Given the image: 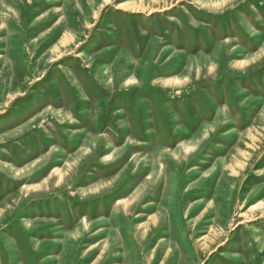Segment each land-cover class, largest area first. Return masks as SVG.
Wrapping results in <instances>:
<instances>
[{
	"label": "rangeland",
	"instance_id": "rangeland-1",
	"mask_svg": "<svg viewBox=\"0 0 264 264\" xmlns=\"http://www.w3.org/2000/svg\"><path fill=\"white\" fill-rule=\"evenodd\" d=\"M0 264H264V0H0Z\"/></svg>",
	"mask_w": 264,
	"mask_h": 264
},
{
	"label": "bare ground",
	"instance_id": "bare-ground-1",
	"mask_svg": "<svg viewBox=\"0 0 264 264\" xmlns=\"http://www.w3.org/2000/svg\"><path fill=\"white\" fill-rule=\"evenodd\" d=\"M129 205H131L130 202H123L121 199H119L117 201V205H116V209H122L124 210V208L128 207Z\"/></svg>",
	"mask_w": 264,
	"mask_h": 264
}]
</instances>
